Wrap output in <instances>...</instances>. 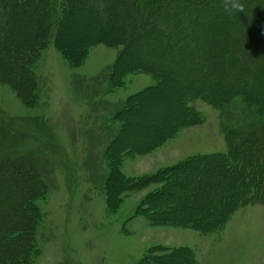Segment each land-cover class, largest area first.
I'll return each instance as SVG.
<instances>
[{"label": "rangeland", "instance_id": "rangeland-1", "mask_svg": "<svg viewBox=\"0 0 264 264\" xmlns=\"http://www.w3.org/2000/svg\"><path fill=\"white\" fill-rule=\"evenodd\" d=\"M21 1L15 6L20 13L6 12V21H0V161L12 165L4 173L26 172H16L5 188L0 185V243L6 241L3 230L12 236L28 225L19 221L20 211L29 215L23 203L16 206L10 199L8 204L5 194L22 195L20 183L35 176L40 189L29 207L34 211L30 264H264L260 201L230 206L222 225L211 231L174 221L184 215L209 220L203 212L233 198L239 179L227 170L217 172L223 164L210 158L228 151L225 130L243 134L264 127V44L255 49L244 41L249 5L255 0H239L243 11L234 10L238 17L231 14L232 21L220 7L225 2L224 10L233 9L229 0H218L219 7L205 0H153L164 10L186 3L188 17L196 15L197 22L186 25L185 36L168 46L177 53L168 54L170 63L160 60L161 68L149 71L135 67L138 51L123 60L122 40L87 39L73 44L75 53L60 43V35L62 40L104 32L122 36L132 0ZM145 1L138 4L145 6ZM10 2L3 0L4 8ZM67 3L71 9L60 26ZM88 6L98 10L88 13ZM164 16L154 14L152 20ZM131 25L134 33L138 27ZM42 30L45 35L35 37ZM139 43L143 41L127 48ZM18 51L27 55L22 67L26 75L24 69V75L17 72L23 63L13 56ZM170 64L177 66L169 69ZM13 80L32 86L21 93ZM184 83L196 86L195 93L211 92L215 99L230 84L250 95L237 92L219 107L195 95L182 101ZM180 108L185 112L177 118L199 120L188 119L150 146L136 147L163 131L160 117ZM190 108L193 112L187 113ZM177 118L169 123L173 126ZM130 136L123 147L117 146ZM173 167L171 174L165 171ZM109 177L121 182L117 192L112 190L117 184L108 191ZM108 192L117 202H107ZM245 193L240 190L235 200ZM147 215L160 220L152 222ZM5 257L10 264L22 261Z\"/></svg>", "mask_w": 264, "mask_h": 264}, {"label": "trees", "instance_id": "trees-1", "mask_svg": "<svg viewBox=\"0 0 264 264\" xmlns=\"http://www.w3.org/2000/svg\"><path fill=\"white\" fill-rule=\"evenodd\" d=\"M168 1V0H165ZM208 3H211V5L217 4L216 2L218 0H205ZM141 0H132L131 3V7L129 8V10L127 9L125 11L126 17H127V21L129 22L128 27H126V29L124 30V34L121 36L118 35H110L104 32L102 33V35H98L92 38H88V40L90 41H105L108 42L109 44H113V43H120V41L123 43L124 45V51L123 53H125V55H132L133 52H139L140 56L138 59H135L136 63L138 64V66H135L133 64V66L137 67V69H141L144 71H149L151 69H156V68H161V66H159V63L161 64V62H159L160 60L165 61L166 64H169L170 62H167L169 60V56L176 54V51L172 48V47H168L170 45H172L173 42L179 41L181 38H183V36H185L186 34V30H184V27L186 25H191L193 22H197V16H192V17H188L186 11L188 9L187 4H183V3H176V5L173 8H170L168 10H164V9H160L157 8L155 1H151L149 2L148 0L145 1V6L140 5L138 3H140ZM147 2V3H146ZM219 2V1H218ZM234 0H229L228 2H226L227 6H230L231 4H233ZM198 3V2H195ZM22 4L21 0H14L10 2L9 6H7L6 8H4V3L3 0H0V9L3 12V14H1L2 16L0 17V21L5 22L6 21V12L10 14V12L14 13H20L19 10L21 11V9L16 10V7H20V5ZM219 7V3L217 4ZM52 7V6H51ZM222 7L221 9H223V11H225V15L227 16L226 19L227 21H232V18H229V16L232 14L234 17H238V15L236 13H234V9H228V10H224L226 8L225 6V2L220 6ZM22 8V7H21ZM110 8V7H109ZM250 8V15L251 18H247L245 20V28L244 30H246V32H248L249 35H247L244 38V41L247 43V45H249L250 47H255V49L257 48L258 45H263L264 44V0H255V4L249 5ZM64 10H62V15L60 17V20L58 21V25L61 26V24H63L64 22V16L66 14V12H69V10L71 8H69V4L67 3L66 6L63 7ZM98 10L97 7H93V6H88V13L89 12H96ZM0 11V12H1ZM8 14V15H9ZM165 15L162 19L156 17L155 20H152L153 15ZM143 19H145V23H143ZM134 20V21H132ZM134 22V23H133ZM50 23V22H49ZM131 23L133 25H137V31H135L133 33V31L131 29H133L131 26ZM176 23H181L183 27L182 29L177 28V26L175 27ZM21 26V25H20ZM60 28V27H59ZM14 29V28H13ZM16 29H19L16 26ZM134 30V29H133ZM109 28H108V32H109ZM155 33L152 34V33ZM59 33V30H58ZM57 33V35H58ZM128 33H130L131 37L133 38L131 40V38H129V36L127 35ZM45 32L42 30L41 32H37L35 34V37L37 36H44ZM56 35V36H57ZM62 35H60V43L64 44V45H68L71 48L69 49V52L72 50L71 53H75L77 52V50L72 49L73 44H70L69 42L71 41V39H63L62 40ZM138 40H142L143 43H139V44H135L133 49H128L127 45H130L131 42L133 43L134 41L137 42ZM66 41V42H65ZM87 41V40H86ZM83 42L84 44L87 42ZM89 41V42H90ZM45 43V40L39 41L38 43H36L34 45V53H36L37 50H39L41 48V46ZM82 43V44H83ZM129 43V44H128ZM255 45V46H254ZM32 49V50H33ZM254 49V50H255ZM80 50V47L78 48V51ZM174 51V53H172ZM168 54H170L168 56ZM25 55V57H24ZM127 55L125 58H123V60H125L127 58ZM258 55V53H257ZM13 56H16L19 60H23V63L20 64L19 66H17V72L24 75L25 74V68H22L25 64L26 61V54H21V52H15V54ZM167 56V58H166ZM166 58V59H165ZM261 58V55L258 56L257 59ZM134 62V61H133ZM132 62V63H133ZM159 62V63H158ZM2 60H0V68H3L2 65ZM177 66L176 64H170L169 69L173 68ZM24 69V70H23ZM3 70V69H2ZM24 74H23V72ZM4 71V70H3ZM5 72V71H4ZM151 72V71H150ZM26 75V74H25ZM1 78H4L3 75H0ZM27 77V76H26ZM170 78H166V80H168ZM14 83L16 85L20 84V92L23 93V91L29 87L30 85L32 86V83H28L26 80V82L24 81L22 84L21 82L18 83L15 80H13ZM164 83V82H163ZM30 86V87H31ZM187 87L186 91L183 93V97H182V101L185 100V97H189L192 95L198 96L199 98L203 99V100H207L209 103H211L212 105L219 107L221 106L226 100H228L229 98H232V96H235V94H237V92H239V94L243 93L246 94L244 98L249 97L250 94L245 93L244 91H242L243 89H240L239 87H235L233 86V84L229 85V91L225 92H220V97H218L217 99H215V97L210 93H195L196 92V86H191L188 83H184L182 84V87ZM181 88V85L180 87ZM199 88V86L197 87ZM201 89H198L197 91H200ZM260 99V98H259ZM262 100V99H261ZM263 101V100H262ZM184 105V102H183ZM184 107H187L184 105ZM182 109V114L185 112V108H181ZM187 113L191 111L190 109H186ZM181 114V115H182ZM188 119L190 118H186V117H180L177 118L176 120H174L173 122V126L171 124V128L168 130L169 132H172L173 130H175L177 127H179L180 124L185 122H189ZM190 120H199L198 118L194 119H190ZM169 132H166L165 134H163L160 138H158L157 140H160L162 137L166 136L167 134H169ZM241 130H232V129H227L225 130V134H226V139H227V144H228V151L226 153H219L214 154L210 159H216L223 164V166H221L218 171H228L229 175L232 178H238L240 183H241V187H237L236 190H234L233 193V198L231 200L225 201L223 205H217L215 206V210L208 214L204 213L205 215L204 217H207L208 215L210 216L209 220H200L201 216H189V215H184V217H180L182 219H177L175 218L174 221H177V223H181L187 226H191V227H196V228H200V229H204L206 231H211V230H215L218 229L224 219L226 218L227 214L229 213V207L232 206L231 208H236L240 205L243 204H247V203H251L254 201H260L264 204V127L260 130H251L248 131L246 133H241ZM156 140V141H157ZM156 141H154L153 143H155ZM215 157V158H214ZM207 159H209V157H207ZM4 160L0 161V169H2L3 171L0 172V185H4V188L7 186V183L13 179V182L15 181L13 176L16 172H26L22 169H16L13 170V173L8 174L12 171V165L10 163H3ZM10 161V160H9ZM11 162V161H10ZM187 162V161H184ZM22 165V164H21ZM176 167L173 168H169L166 169V172H169L168 174H171ZM117 169H114L112 172H114L113 174H116ZM4 172H8V173H4ZM161 173H164V170L160 171ZM118 174V173H117ZM160 174V173H159ZM167 174V175H168ZM111 178L114 179L115 176L113 177V175L111 174ZM161 176V175H160ZM160 176L158 175H154L153 178H160ZM151 178V177H150ZM111 179V180H112ZM28 180H31L29 182H32L33 185L29 186V182H25L28 185H25L23 182H21V186L15 184L17 186L22 187V189H24L25 191L23 192L22 195L19 196H15V198H12L10 195L7 196V194H5L6 200H8V204H9V200H15L17 205L19 203H23L22 208L27 210V213L29 214L28 216H26L22 211H20V217H19V221L27 223L28 225H26V227H24L23 229H18L16 232L11 234L9 233V230H3V234L2 236L6 235V241L5 242H1L0 243V264H10L11 260H6V257L8 254L14 256L16 258V260L21 261V263H17V264H30L31 261V253L32 250L31 248H33V244L34 242L31 241V231H32V225L33 224V216H32V211L31 208H29L31 206V199H33L35 197V194L39 191L40 187H39V182L37 181L36 177L32 176L31 178L29 177ZM110 177L108 178V181L106 183V187L108 188V191L110 190V188H112V186H115L117 184L116 181H111ZM111 181V182H109ZM108 182L110 184H108ZM124 182V181H123ZM139 183V185H141L143 182H135ZM22 184L24 186H22ZM110 185V188H109ZM121 182H118L117 187H113L112 190H114V192L121 188ZM137 187V186H136ZM8 189V188H7ZM240 190H244L246 193L239 197L237 200H235V197L240 193ZM10 194V193H9ZM112 197V196H111ZM110 197V192H108L107 195V202H109L110 204H114L115 201L117 202V200L115 198L111 199ZM229 205V206H228ZM34 207V206H33ZM230 208V209H231ZM34 213V211H33ZM147 218L149 220H151L152 222H156L160 219H158L157 216L154 215H147ZM190 219V220H188ZM18 221V222H19ZM18 223H13V226H16ZM12 225V223H11ZM8 231V232H7ZM26 231V235L24 237H22L19 241H17V239H19V235L23 232ZM20 232V233H19ZM14 239V241H13ZM16 240V242H15ZM14 244H13V243ZM11 243L13 244V246L11 245ZM11 245V246H10ZM20 246V247H19ZM14 247H16V250L14 249ZM14 249V250H13ZM14 258V259H15ZM6 260V261H4ZM182 264L184 263V260L181 261Z\"/></svg>", "mask_w": 264, "mask_h": 264}, {"label": "bare ground", "instance_id": "bare-ground-1", "mask_svg": "<svg viewBox=\"0 0 264 264\" xmlns=\"http://www.w3.org/2000/svg\"><path fill=\"white\" fill-rule=\"evenodd\" d=\"M88 39V37L86 35L80 36L78 39H71V41L69 42L70 44H82L83 42H85ZM66 42V41H65ZM181 115L182 114V109L180 108L179 110H176L174 112L168 113L166 116L164 117H160V119L162 120L161 123L158 122V124H163V131L161 133H159V135L153 137L152 140L148 139L146 142H142L140 144H137L136 147H141V148H145L150 146L154 141H156L158 138H160L163 134H165L166 132H169L168 130L171 128V124L169 123V120L172 118L174 119L175 117L177 118V115ZM153 117V116H152ZM179 117V116H178ZM159 121V120H158ZM136 136V135H135ZM133 136H130L128 138H126L123 141H120L117 146L118 147H123V144L128 142L129 139H131ZM235 194V193H234ZM229 206V205H228Z\"/></svg>", "mask_w": 264, "mask_h": 264}, {"label": "clouds", "instance_id": "clouds-1", "mask_svg": "<svg viewBox=\"0 0 264 264\" xmlns=\"http://www.w3.org/2000/svg\"><path fill=\"white\" fill-rule=\"evenodd\" d=\"M232 7L237 12L243 11V4L240 3L239 0H234Z\"/></svg>", "mask_w": 264, "mask_h": 264}]
</instances>
